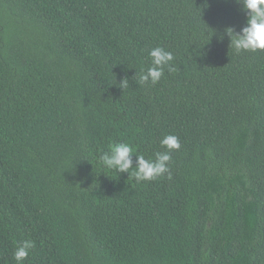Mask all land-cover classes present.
<instances>
[{"label": "trees", "instance_id": "16d2710c", "mask_svg": "<svg viewBox=\"0 0 264 264\" xmlns=\"http://www.w3.org/2000/svg\"><path fill=\"white\" fill-rule=\"evenodd\" d=\"M245 22L235 0H0V264L25 240L23 264H264V50L218 39ZM157 46L175 71L142 85ZM166 135L155 180L98 161Z\"/></svg>", "mask_w": 264, "mask_h": 264}, {"label": "clouds", "instance_id": "9594fccd", "mask_svg": "<svg viewBox=\"0 0 264 264\" xmlns=\"http://www.w3.org/2000/svg\"><path fill=\"white\" fill-rule=\"evenodd\" d=\"M235 2L241 5V10L245 13V25L239 32L233 27H226L218 39L222 40L226 35L229 40V47L236 53L264 50V0H235ZM148 56L151 59V66L146 70L142 68L139 73H136L140 84L143 85L149 82L152 85L157 84L164 76L165 68L169 72L175 71L172 65L174 56L171 51L166 50L164 47L152 48ZM114 84L121 89L126 88L128 79L122 78L119 83L115 81ZM160 145L165 150L156 152L154 158H145L142 154L135 155V166H133L132 156L136 153V149L128 143L109 144L107 151L100 153L98 156V161L102 168L115 170L117 173H128L137 182L152 181L165 173H170L171 153L181 146L179 138L175 135L164 136L160 140ZM34 247L35 243L33 241L20 242L13 253L16 264H23V261L29 256L31 249Z\"/></svg>", "mask_w": 264, "mask_h": 264}]
</instances>
